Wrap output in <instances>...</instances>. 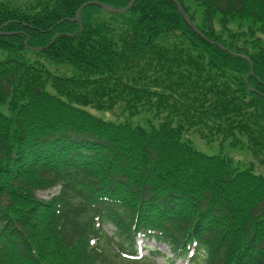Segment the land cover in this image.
Returning a JSON list of instances; mask_svg holds the SVG:
<instances>
[{
  "label": "trees",
  "instance_id": "trees-1",
  "mask_svg": "<svg viewBox=\"0 0 264 264\" xmlns=\"http://www.w3.org/2000/svg\"><path fill=\"white\" fill-rule=\"evenodd\" d=\"M131 1L0 0V264H157L118 253L138 234L197 245L193 264H264V45L215 28L264 34V0H177L203 8L202 25L189 16L206 38L170 0L72 21ZM116 109L124 121L91 113ZM195 134L252 161L205 154Z\"/></svg>",
  "mask_w": 264,
  "mask_h": 264
},
{
  "label": "rangeland",
  "instance_id": "rangeland-1",
  "mask_svg": "<svg viewBox=\"0 0 264 264\" xmlns=\"http://www.w3.org/2000/svg\"><path fill=\"white\" fill-rule=\"evenodd\" d=\"M188 8H189V15L194 19V22L197 25H202L204 21V14H203V8L199 5H196L194 3H187ZM195 24V25H196ZM215 28L216 32L226 40L230 41L234 46H237L239 48L249 50L251 51V43L252 41L260 40L262 44L264 45V34L260 33L259 31L261 30V25L253 22L252 20H242V19H236L233 20L228 24V30L229 34L224 32L221 26V17L220 15L215 16ZM4 27L0 29V33H4L6 36L7 34L3 31ZM243 35V36H242ZM251 35H254L253 38ZM6 108L8 107H0V113L6 112ZM91 113L98 116L102 117L105 119L109 120H118V121H124L125 116L122 115L120 109H116L114 112L110 113H102V112H97L91 110ZM141 121V120H137ZM189 138L192 140L194 145L196 146L197 149L200 151L204 152L205 154L208 155H227L232 157L235 161H239L241 163H249L252 161V155L251 152L248 151L247 149L243 148H233L229 145H220V141H216L212 144H209L206 142V140L201 139L197 134L195 135H189ZM257 172L264 174V168L263 167H256ZM57 194L56 191H45L41 192L39 196L42 199H50L52 196ZM110 229V228H108ZM156 247V244L154 242H150L148 245L147 251L148 250H154ZM157 247L159 248L160 252L163 254L162 257L159 258L158 262L159 264H170L171 263V258L172 254L170 252V249L167 245L163 244H157ZM148 252H146L147 256ZM173 264H184L183 261H176Z\"/></svg>",
  "mask_w": 264,
  "mask_h": 264
},
{
  "label": "water",
  "instance_id": "water-1",
  "mask_svg": "<svg viewBox=\"0 0 264 264\" xmlns=\"http://www.w3.org/2000/svg\"><path fill=\"white\" fill-rule=\"evenodd\" d=\"M137 1H138V0H132L131 3H130L126 8H122V9H116V8H114V7H111V6H108V5H104V4L99 3V2H89V3H87V4L82 5V6L79 8V10H78V12H77V14H76V18H75L74 20H72V21H73V22H76V23H78L80 26H82V22H81V12H82L87 6H90V5H96V6H99V7L103 8L105 11L110 12V13L124 14V13L130 11V10L132 9L133 4H135ZM170 1L173 2V3L177 6L179 12L182 13V15H183V17L185 18V20H186V22L188 23V25L191 26V28H192L197 34H199L202 38H206V37H205V36L199 31V29H198V28H197V27L191 22L189 16L183 12V8H182L181 5L178 3V1H177V0H170ZM4 35H5L4 33H0V36H4ZM220 47H221L224 51H226V52H228V53H230V54H232V55H234V56H237V57H240V58H243V59L248 60L249 63H250V65H251V67H253V62L250 60L249 57H247V56H245V55H239V54H236V53H234V52H232V51H230V50L224 48L223 46H220ZM36 50H40V49H36ZM251 69H253V68H251ZM252 74H253V73H252V70H251V75H252Z\"/></svg>",
  "mask_w": 264,
  "mask_h": 264
},
{
  "label": "bare ground",
  "instance_id": "bare-ground-1",
  "mask_svg": "<svg viewBox=\"0 0 264 264\" xmlns=\"http://www.w3.org/2000/svg\"><path fill=\"white\" fill-rule=\"evenodd\" d=\"M130 3H131V2H130ZM130 3H129V4H130ZM86 4H87V3H86ZM135 4H136V3H135ZM135 4H133V6H134ZM133 6H132V7H133ZM87 7H88V6H87ZM87 7H86V8H87ZM102 9H103V8H102ZM103 10H104V9H103ZM183 12L185 13L184 9H183ZM179 13H180V12H179ZM181 14H182V13H181ZM185 14H187V13H185ZM187 15H188V14H187ZM188 16H189V15H188Z\"/></svg>",
  "mask_w": 264,
  "mask_h": 264
}]
</instances>
